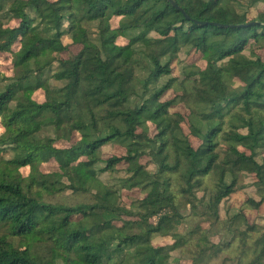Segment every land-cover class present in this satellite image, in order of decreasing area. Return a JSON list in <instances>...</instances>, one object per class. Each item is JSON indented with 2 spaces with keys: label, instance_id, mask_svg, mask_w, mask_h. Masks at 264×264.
Segmentation results:
<instances>
[{
  "label": "trees",
  "instance_id": "1",
  "mask_svg": "<svg viewBox=\"0 0 264 264\" xmlns=\"http://www.w3.org/2000/svg\"><path fill=\"white\" fill-rule=\"evenodd\" d=\"M172 1L0 0V264H179L184 246L183 264H264L244 212L264 204V10L247 12L264 0ZM181 50L205 66L174 74ZM108 144L123 153L102 158ZM243 175L257 199L221 219Z\"/></svg>",
  "mask_w": 264,
  "mask_h": 264
},
{
  "label": "rangeland",
  "instance_id": "2",
  "mask_svg": "<svg viewBox=\"0 0 264 264\" xmlns=\"http://www.w3.org/2000/svg\"><path fill=\"white\" fill-rule=\"evenodd\" d=\"M233 2V4L235 5V7L239 10V11H244L245 9H247L248 7H246V0H231ZM264 10V5L262 3H258L257 5H255L254 7L248 8L247 12L249 13V17L250 18H255L259 12ZM117 19H114L113 21H111V26L116 27L117 26ZM15 22H13L11 24V26H14ZM92 30V29H91ZM64 42L65 43H69V40L67 38H64ZM119 43H125L122 40L118 41ZM79 46H72L70 48L71 52L73 54L77 53L79 50ZM257 54H261L263 55V53L261 51H256ZM179 57V61L177 63H173L172 67H173V73L174 74H178L181 70V68L188 64V63H194L197 66L203 68L205 66V63L202 61V59L200 58V55L194 52H191L190 54H185L184 50H181L180 53L178 54ZM0 72L1 75L4 77H11L13 76V69H12V63H11V59L9 57V54H4V55H0ZM52 86H57L56 83L51 82ZM173 97V92L168 91L164 97L163 100H167ZM33 98L37 101V102H42L44 100V92L42 90H38L33 94ZM171 112H180L183 115L187 114V110L184 106L182 105H177L175 106ZM49 131V130H48ZM150 132H152V128L150 130ZM47 133V132H46ZM44 133V135L46 134ZM123 153V150L120 147L114 146V145H106L103 146L101 148V156L102 158L106 159L111 157L112 155H121ZM11 152L9 151L8 148L6 149H0V163L2 162V160H8L11 157ZM264 156V153H263ZM141 162L143 164H145L147 166V168L149 170H153V165H151L149 163V159L144 157L141 159ZM124 165L119 164L118 165V170L119 173L122 174V170H123ZM41 171L43 172H52L57 170V165L53 162L50 161L46 164H43L40 167ZM20 174L25 177L28 175L29 173V168L25 167V168H21L19 170ZM103 179V181H108L109 177L107 175H103L101 177ZM242 183L241 185L243 186L242 190H239L238 192H236L235 194H232L228 199H226V201H224L222 204H220L219 207V213H220V218L221 219H225L226 215H225V210L227 207L232 208L233 210H237L240 208L242 202L246 199V198H256L255 195V190L252 186V180L251 177L248 175H243L242 176ZM65 194V195H64ZM64 197H62L60 200H64L67 201L68 200V196H69V192L64 193ZM61 195V196H63ZM143 194H141L139 191L137 190H131L129 192H123L122 194V201L124 203H129L133 198H140L142 197ZM50 199V198H49ZM188 209L186 211H184V213H187ZM245 214L247 215V218L249 219L250 222H256V224H264V204L260 207L259 211H252V210H244ZM203 225H206L205 223H203ZM187 229V224H183L182 226H179L178 228V232L180 234H184L186 232ZM218 236L214 237V240L217 241ZM152 245L154 246H162V245H166V244H171L172 243V239L171 237H161V236H157L154 237L152 239ZM174 256L178 257L179 260L181 259V262H179V264H183V260L186 257V248L181 247L178 250H175L172 253ZM231 255L230 253H224L221 254L219 257H217L215 260L212 261V263L210 264H235L234 261H224L222 262V258H226L224 256H228ZM234 256V255H231ZM227 260V259H226Z\"/></svg>",
  "mask_w": 264,
  "mask_h": 264
},
{
  "label": "water",
  "instance_id": "3",
  "mask_svg": "<svg viewBox=\"0 0 264 264\" xmlns=\"http://www.w3.org/2000/svg\"><path fill=\"white\" fill-rule=\"evenodd\" d=\"M167 1L170 2V4H171L172 6H174L175 8H178L174 1H172V0H167ZM178 9H179V8H178Z\"/></svg>",
  "mask_w": 264,
  "mask_h": 264
}]
</instances>
